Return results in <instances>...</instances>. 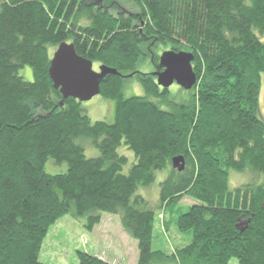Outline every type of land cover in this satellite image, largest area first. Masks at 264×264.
<instances>
[{
	"label": "trees",
	"instance_id": "trees-1",
	"mask_svg": "<svg viewBox=\"0 0 264 264\" xmlns=\"http://www.w3.org/2000/svg\"><path fill=\"white\" fill-rule=\"evenodd\" d=\"M62 42L118 71L101 83L114 122L93 121L54 87L49 67ZM160 46L195 55L191 99L173 101L154 73L137 70L147 58L162 70ZM26 65L31 82L20 74ZM263 75L264 0H0V264H46L42 244L58 220L71 215L92 230L104 214L119 215L138 240V264H264ZM133 79L146 95L124 96ZM123 145L135 156L126 173ZM50 159L62 171L48 172ZM231 170L249 182L231 186ZM159 171L155 208L138 189ZM159 215L167 230L191 234L188 244L154 250ZM77 255L79 264H115Z\"/></svg>",
	"mask_w": 264,
	"mask_h": 264
},
{
	"label": "rangeland",
	"instance_id": "rangeland-1",
	"mask_svg": "<svg viewBox=\"0 0 264 264\" xmlns=\"http://www.w3.org/2000/svg\"><path fill=\"white\" fill-rule=\"evenodd\" d=\"M121 3L125 7L124 10L127 14L137 12L138 10L133 3ZM54 50V48H51V52H54ZM157 50L161 56L164 51L170 50V47L160 46ZM154 66L152 58H147L139 63L137 70L142 73H155ZM94 67L98 70L100 65L94 64ZM20 74L30 82L35 79L32 67L29 65L22 68ZM193 92V89H185L175 82L170 86L168 96L173 101L182 103L191 99ZM123 93L126 97L146 95V91L138 79L129 80ZM153 100L160 101L157 98H153ZM161 105L164 109L169 108L166 104ZM82 106L93 121L105 120L112 123L115 120V101L101 94L89 101L82 102ZM260 115L264 118V75L262 77ZM118 151L120 154L129 157V163L124 169L126 173L134 162V152L124 145ZM86 153L88 156H94L98 155V150L94 147H88ZM53 162L51 159L48 161L46 164L47 171L50 173L60 172L61 167L55 165ZM235 173V171H230L231 186L235 187L239 183L249 182L245 180L241 183L247 176ZM161 177H163V174L159 171L157 179L152 185L147 187L141 186L138 189V194L143 195L151 201L155 208L160 204ZM182 203L190 205L194 201L190 198H185L182 200ZM153 219L151 237L153 238L154 250L172 253L177 247H183L190 241L191 234L184 235L179 233L173 224L167 230L165 227L166 217L164 215H159ZM79 250L87 251L115 264H138L140 253L138 240L133 239L125 232L119 215L104 214L101 222L92 230L86 229L83 223L77 221L73 216L66 215L50 228L42 244L40 260L46 264H79L77 255ZM229 264H239V261L237 258H232Z\"/></svg>",
	"mask_w": 264,
	"mask_h": 264
},
{
	"label": "water",
	"instance_id": "water-1",
	"mask_svg": "<svg viewBox=\"0 0 264 264\" xmlns=\"http://www.w3.org/2000/svg\"><path fill=\"white\" fill-rule=\"evenodd\" d=\"M194 59L192 52L174 49L164 51L159 58L162 70L154 73L158 84L169 89L176 82L185 89H192L198 82L193 67ZM49 74L54 87L60 90L64 99L73 97L86 102L101 94V83L107 75L118 74V71L107 65H101L96 70L92 59L77 53L74 43L62 42L53 53ZM172 162L175 169H185L184 156H176Z\"/></svg>",
	"mask_w": 264,
	"mask_h": 264
}]
</instances>
